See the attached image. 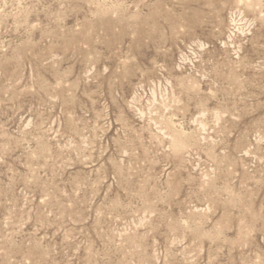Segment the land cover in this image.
<instances>
[{"label": "rangeland", "instance_id": "obj_1", "mask_svg": "<svg viewBox=\"0 0 264 264\" xmlns=\"http://www.w3.org/2000/svg\"><path fill=\"white\" fill-rule=\"evenodd\" d=\"M0 264H264V0H0Z\"/></svg>", "mask_w": 264, "mask_h": 264}]
</instances>
